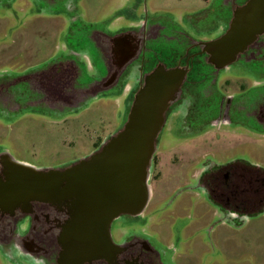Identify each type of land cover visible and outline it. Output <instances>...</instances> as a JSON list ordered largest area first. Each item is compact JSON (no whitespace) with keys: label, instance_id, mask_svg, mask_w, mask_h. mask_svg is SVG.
<instances>
[{"label":"flooded vegetation","instance_id":"obj_1","mask_svg":"<svg viewBox=\"0 0 264 264\" xmlns=\"http://www.w3.org/2000/svg\"><path fill=\"white\" fill-rule=\"evenodd\" d=\"M0 1L6 6L15 2ZM25 1L41 13L64 11L70 15L73 27L78 25L86 31L71 33L66 53L57 58L60 63L56 67L38 71L48 66L44 65L34 69L30 79H17L27 81L28 85L16 89L19 83L0 84V91L6 90L8 93H3L8 96L9 90L15 88L10 100L1 94V110H15L26 102L31 103L35 112L46 108L76 110L83 99L92 97L99 88L89 81L82 66L74 65L73 57L83 55L111 62L105 78L110 83L118 86L123 77L132 78L135 86L130 88L125 101L128 110L133 96L156 71L187 69L175 102L164 113L165 122L176 121L182 126L180 136L215 125H241L264 132V0H202L206 4L201 9L185 11L180 17L156 4L145 8L147 0H117L120 4L114 12L119 16L95 27L83 26L75 12L76 0ZM117 19H121V24L110 30ZM234 29L238 31L236 36L228 38ZM249 34H254L253 39L244 40L248 45L236 54L235 60L217 67L219 57L224 58L222 53ZM221 44L223 48H217ZM232 64L241 73L257 79L250 85L251 93L248 90L245 95L223 94L218 74ZM196 186L229 221L240 222L264 214V169L260 167L239 160L223 165L204 163ZM39 214L29 215L20 210L0 213V251L15 249L18 255L31 257L36 263L58 264L60 249L53 230L57 225L48 219L40 220ZM137 226L130 229L121 225L117 240L110 226L111 252L82 264H170L144 231L145 226Z\"/></svg>","mask_w":264,"mask_h":264},{"label":"rangeland","instance_id":"obj_2","mask_svg":"<svg viewBox=\"0 0 264 264\" xmlns=\"http://www.w3.org/2000/svg\"><path fill=\"white\" fill-rule=\"evenodd\" d=\"M119 4L117 0H76L75 12L83 26L95 27L118 17L114 11ZM154 4L180 17L206 3L147 0L144 7ZM6 5L0 4V84L11 81L19 83L15 88L21 89L28 83L17 79L32 76L31 72L45 62L58 65L66 53L69 33L86 30L73 27L64 11L41 13L25 0ZM121 22L117 19L113 23L118 27ZM74 60L86 65L91 59L78 55ZM218 78L223 94L236 96L248 90L251 93L250 85L257 81L241 73L235 64L221 70ZM13 90L9 96L6 90L0 91V105L4 102L1 94L10 100ZM18 107L8 112L0 109V154L37 170L63 168L89 157L122 128L128 111L123 98L115 93L83 99L78 109L63 112L48 108L35 112L30 102ZM181 128L171 120L163 125L148 181L149 202L140 217L114 220L113 238L117 240L121 225L130 229L144 225L170 264H264V214L229 221L196 186L204 163L223 165L239 160L264 169V132L241 125H215L184 137L179 135ZM18 254L4 248L0 264H39Z\"/></svg>","mask_w":264,"mask_h":264},{"label":"water","instance_id":"obj_3","mask_svg":"<svg viewBox=\"0 0 264 264\" xmlns=\"http://www.w3.org/2000/svg\"><path fill=\"white\" fill-rule=\"evenodd\" d=\"M237 33L234 29L228 38ZM253 35L230 45L224 58L218 54L217 67L233 62L248 45L244 40ZM186 74L187 69L177 68L149 76L133 96L122 128L74 164L37 170L0 154V213H40V220L53 221L58 264H82L109 254L111 223L121 216L141 215L149 202L150 166L164 113L175 102Z\"/></svg>","mask_w":264,"mask_h":264},{"label":"crops","instance_id":"obj_4","mask_svg":"<svg viewBox=\"0 0 264 264\" xmlns=\"http://www.w3.org/2000/svg\"><path fill=\"white\" fill-rule=\"evenodd\" d=\"M113 24H114V25H112L113 27L112 26L110 27V28H112V29H110L112 31L117 28L115 23H113ZM70 35H71V33H69V35L67 37L68 43H69ZM64 51H66V50L64 49ZM73 59H74V57H73ZM44 65H48V66H46V67H44L38 71H43V70L48 71L49 69L57 66V65H53V63L52 64H46V62H45L40 67H42ZM74 65H77V68H79V66H82L83 69L85 70V74L89 78V81L98 85L99 88H98L97 92L93 93L92 98L97 97L99 95H103V94L115 93V94H119V96H121L124 101H127V98L129 96V93H130L129 92L130 88L135 86L133 84L134 82H133L132 78H124L123 77L122 80L123 79L124 80L122 81V84H120L118 86L116 85V83L113 84V83L106 81V79H105L106 74L111 69V62L100 60L98 57L89 60V62H87L86 65H78L76 61H75ZM253 85H256V83L254 82ZM76 109H78V106L76 107Z\"/></svg>","mask_w":264,"mask_h":264},{"label":"trees","instance_id":"obj_5","mask_svg":"<svg viewBox=\"0 0 264 264\" xmlns=\"http://www.w3.org/2000/svg\"><path fill=\"white\" fill-rule=\"evenodd\" d=\"M128 112V111H127Z\"/></svg>","mask_w":264,"mask_h":264}]
</instances>
